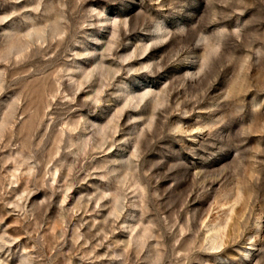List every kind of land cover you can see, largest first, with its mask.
Instances as JSON below:
<instances>
[{"label":"rangeland","instance_id":"374dc122","mask_svg":"<svg viewBox=\"0 0 264 264\" xmlns=\"http://www.w3.org/2000/svg\"><path fill=\"white\" fill-rule=\"evenodd\" d=\"M0 264H264V0H0Z\"/></svg>","mask_w":264,"mask_h":264}]
</instances>
